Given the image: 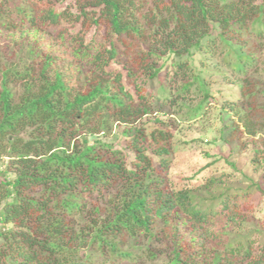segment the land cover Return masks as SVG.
I'll list each match as a JSON object with an SVG mask.
<instances>
[{"label": "trees", "instance_id": "1", "mask_svg": "<svg viewBox=\"0 0 264 264\" xmlns=\"http://www.w3.org/2000/svg\"><path fill=\"white\" fill-rule=\"evenodd\" d=\"M64 1L0 0V264H264V0ZM158 99L257 177L176 174Z\"/></svg>", "mask_w": 264, "mask_h": 264}, {"label": "rangeland", "instance_id": "2", "mask_svg": "<svg viewBox=\"0 0 264 264\" xmlns=\"http://www.w3.org/2000/svg\"><path fill=\"white\" fill-rule=\"evenodd\" d=\"M70 0H66L59 5V8H65L70 4ZM89 36H92V32ZM204 57V56H202ZM201 59V58H199ZM167 60V62H169ZM211 61H207V70L213 71L214 74H219L218 70L213 66ZM209 76L208 72L206 74ZM214 75L218 80V87L224 88L222 77ZM217 87V86H216ZM215 87V88H216ZM217 87L216 93L219 94ZM221 89V88H220ZM219 90V91H218ZM166 92L160 91L158 96L164 97ZM163 121V127H170L176 132L175 136V153L176 162L173 171L176 174H183L185 176H192L206 169L202 174L204 175L209 170L211 164L217 161L218 164L224 166L226 170L232 171L233 167L229 165V161L234 162L237 170L235 172L237 177H241L240 173H244L251 178H256L253 175L250 166V160L253 155L252 145L240 148L236 144L234 134V119L231 113L222 109V104L212 109L211 113L202 121H196L191 124H178L173 118L172 108L163 104L162 99H158L155 103V114L144 119L145 125L151 127H161L159 122ZM119 131V130H118ZM113 140L116 141L115 145L126 151L129 149L126 146V141L122 137L115 135ZM248 145V144H247ZM5 166L2 167V169ZM225 170V171H226ZM197 179H200L201 176ZM248 183L235 181L231 183V187L245 189ZM3 225L0 223V229Z\"/></svg>", "mask_w": 264, "mask_h": 264}]
</instances>
